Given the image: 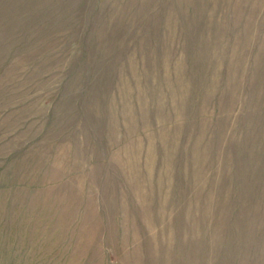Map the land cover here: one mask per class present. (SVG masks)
Returning a JSON list of instances; mask_svg holds the SVG:
<instances>
[{"label": "rangeland", "instance_id": "obj_1", "mask_svg": "<svg viewBox=\"0 0 264 264\" xmlns=\"http://www.w3.org/2000/svg\"><path fill=\"white\" fill-rule=\"evenodd\" d=\"M0 264H264V0H0Z\"/></svg>", "mask_w": 264, "mask_h": 264}]
</instances>
